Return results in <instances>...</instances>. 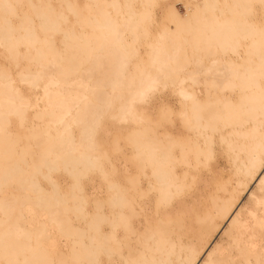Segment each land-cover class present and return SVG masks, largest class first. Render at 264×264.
<instances>
[{
    "label": "snow or ice",
    "instance_id": "obj_1",
    "mask_svg": "<svg viewBox=\"0 0 264 264\" xmlns=\"http://www.w3.org/2000/svg\"><path fill=\"white\" fill-rule=\"evenodd\" d=\"M0 264H264V0H0Z\"/></svg>",
    "mask_w": 264,
    "mask_h": 264
},
{
    "label": "bare ground",
    "instance_id": "obj_2",
    "mask_svg": "<svg viewBox=\"0 0 264 264\" xmlns=\"http://www.w3.org/2000/svg\"><path fill=\"white\" fill-rule=\"evenodd\" d=\"M243 162L241 161L239 165H235L237 167L242 166ZM230 177H231V173L230 172H224L221 176V187L219 192H217L216 188L213 187L211 189L208 190V206L206 211L210 214L211 210L215 207L216 201L217 200H223L225 195H231V192L234 190V188H229V183H230ZM259 181H256V184H258ZM256 186V185H255ZM254 186V187H255ZM253 187V188H254ZM247 199V198H246ZM229 223H231V221H229ZM220 227H227V225H224L223 223H221ZM215 239H219V237H215Z\"/></svg>",
    "mask_w": 264,
    "mask_h": 264
},
{
    "label": "rangeland",
    "instance_id": "obj_3",
    "mask_svg": "<svg viewBox=\"0 0 264 264\" xmlns=\"http://www.w3.org/2000/svg\"><path fill=\"white\" fill-rule=\"evenodd\" d=\"M254 186H255V184L250 185V187H254ZM243 198L246 200L247 197H243ZM217 238H218V237H217Z\"/></svg>",
    "mask_w": 264,
    "mask_h": 264
}]
</instances>
